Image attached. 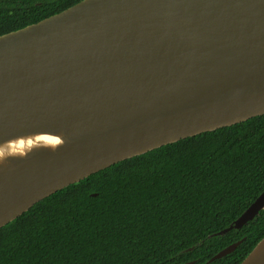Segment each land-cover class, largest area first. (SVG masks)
<instances>
[{"label": "water", "instance_id": "95a60500", "mask_svg": "<svg viewBox=\"0 0 264 264\" xmlns=\"http://www.w3.org/2000/svg\"><path fill=\"white\" fill-rule=\"evenodd\" d=\"M263 115L264 0H82L0 36V228L115 164ZM262 210L264 191L217 235ZM241 264H264V237Z\"/></svg>", "mask_w": 264, "mask_h": 264}, {"label": "trees", "instance_id": "16d2710c", "mask_svg": "<svg viewBox=\"0 0 264 264\" xmlns=\"http://www.w3.org/2000/svg\"><path fill=\"white\" fill-rule=\"evenodd\" d=\"M82 0H0V36ZM264 191V115L102 170L0 228V264H241L264 210L220 236ZM96 194V196H94Z\"/></svg>", "mask_w": 264, "mask_h": 264}]
</instances>
